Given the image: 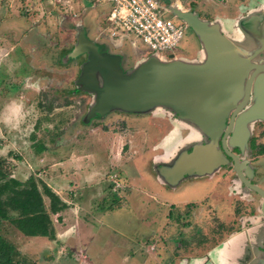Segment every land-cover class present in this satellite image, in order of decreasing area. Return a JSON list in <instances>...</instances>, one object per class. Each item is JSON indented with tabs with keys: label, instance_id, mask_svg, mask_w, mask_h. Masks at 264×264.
<instances>
[{
	"label": "rangeland",
	"instance_id": "1",
	"mask_svg": "<svg viewBox=\"0 0 264 264\" xmlns=\"http://www.w3.org/2000/svg\"><path fill=\"white\" fill-rule=\"evenodd\" d=\"M262 1L158 0L163 9L167 2L190 6L233 37L236 18ZM107 12L103 1L0 0V158L10 176L34 173L68 205L60 221L51 216L53 240L23 236L7 222L1 234L35 264H223L226 248L215 239L226 238V227L235 224H226L222 213L227 181L213 173L169 187L152 169L192 137L158 110L81 122L90 94L71 90L84 56L63 60L77 24L120 53L126 68L153 52L133 33L111 36ZM169 55L200 59L190 29L161 53ZM36 142L44 146L40 153ZM231 241L237 246L239 239Z\"/></svg>",
	"mask_w": 264,
	"mask_h": 264
},
{
	"label": "water",
	"instance_id": "2",
	"mask_svg": "<svg viewBox=\"0 0 264 264\" xmlns=\"http://www.w3.org/2000/svg\"><path fill=\"white\" fill-rule=\"evenodd\" d=\"M164 10L191 30L201 51L200 59L173 55L163 58L149 53L126 68L120 53L90 39L81 24L75 26L74 43L63 60L84 56L71 90L90 94L81 122L86 124L111 112L147 114L158 110L172 114L204 141L195 140L177 148L167 162H153L152 169L160 181L174 187L184 178L211 174L227 163L228 156L245 186L264 198L261 189L242 179L236 157L227 149L242 150L249 135L248 124L264 119V75L257 76L254 82L253 76H248L252 69L264 72V59L258 64L252 60L264 47V25L261 34H257L264 14L252 10L236 19L237 29L252 44L245 47L222 32L219 21L201 19L193 9L167 3ZM250 92V103L242 109ZM231 124L232 130L225 139Z\"/></svg>",
	"mask_w": 264,
	"mask_h": 264
},
{
	"label": "flooded vegetation",
	"instance_id": "3",
	"mask_svg": "<svg viewBox=\"0 0 264 264\" xmlns=\"http://www.w3.org/2000/svg\"><path fill=\"white\" fill-rule=\"evenodd\" d=\"M188 9H192V7L188 6ZM252 10L255 12H262L264 14V0L262 3L258 2V6ZM248 12L242 14L238 18L245 16ZM263 25L264 17L257 25V29L259 31L257 34H261V28ZM234 31H236L235 38L239 44L245 47H250L252 45L246 35L237 29L236 25ZM263 59L264 47L262 51L258 52L257 55L252 58V60L254 63L258 64L260 60ZM263 75L264 72H254L253 69L248 72V76H253V82L257 76ZM251 96L252 93L250 92L247 102L242 107V109L250 103ZM162 113H164L165 116L168 115L171 120L176 121L177 124L180 125L179 127H182V129L180 128L179 131L181 132V135L182 132H184V137H186V135H188L187 137H192L187 139L186 143L182 144V146L195 140H201L202 142L204 141L203 138L199 139V136L195 130L186 122L176 120L175 116L172 114H168L166 112ZM231 114L232 111L228 114L226 126H228V121ZM90 121H92V119ZM90 121L88 123H90ZM232 125L233 124H231L229 127V131L227 132L225 139H227L229 136L232 130ZM226 129L227 127L224 128V131ZM248 129L249 135L246 140V146L242 150H239L236 147H227V149L236 157V166L239 169L242 179L258 187L264 192V119H255L248 124ZM193 133L196 138L195 136L193 137ZM223 133L221 134L220 138L222 137ZM220 138L218 139V147H220ZM225 157L227 158V163L221 165L208 175L210 176L213 173H219L221 174V178L227 181L229 186L227 189H229V193L227 194L226 191V193L223 194L224 196H222V198H225L224 204L226 207L222 213L225 215L224 221L226 224L231 225V222L234 220L235 224L233 225L234 228L230 230L226 227V238L215 239V244L220 241V243H222V245L226 248L224 249V253H226V255L223 256L222 259L223 264H264V198L261 197L256 191H253L245 186L241 178L237 176L236 172L233 170L234 162L232 158L228 156ZM138 166L141 167L142 170L143 164L139 162ZM223 172L226 174L222 176ZM234 200L236 201V206L232 208L231 203ZM235 210H237L236 214L234 213ZM231 238L239 239L237 246L231 245ZM211 246H206L205 248H211ZM192 256L194 257L195 255ZM196 257H202V253L199 252L198 256Z\"/></svg>",
	"mask_w": 264,
	"mask_h": 264
},
{
	"label": "trees",
	"instance_id": "4",
	"mask_svg": "<svg viewBox=\"0 0 264 264\" xmlns=\"http://www.w3.org/2000/svg\"><path fill=\"white\" fill-rule=\"evenodd\" d=\"M34 145L37 153L43 151L41 142ZM4 162V158H0V264H35L1 234L3 223L7 222L23 236L53 240L51 216L55 215L60 221L58 213L68 205L34 173L23 180L10 176Z\"/></svg>",
	"mask_w": 264,
	"mask_h": 264
},
{
	"label": "built area",
	"instance_id": "5",
	"mask_svg": "<svg viewBox=\"0 0 264 264\" xmlns=\"http://www.w3.org/2000/svg\"><path fill=\"white\" fill-rule=\"evenodd\" d=\"M89 1L107 3L108 12L105 19L111 36H114L117 30L133 33L158 56L172 49L187 28L182 21L174 17H163V7L158 0Z\"/></svg>",
	"mask_w": 264,
	"mask_h": 264
},
{
	"label": "crops",
	"instance_id": "6",
	"mask_svg": "<svg viewBox=\"0 0 264 264\" xmlns=\"http://www.w3.org/2000/svg\"><path fill=\"white\" fill-rule=\"evenodd\" d=\"M237 19V18H236ZM104 20H105V18H104ZM53 190V189H52ZM54 191V190H53ZM57 193V192H56ZM198 252H200V253H202V255H204L203 253H204V251H198Z\"/></svg>",
	"mask_w": 264,
	"mask_h": 264
},
{
	"label": "clouds",
	"instance_id": "7",
	"mask_svg": "<svg viewBox=\"0 0 264 264\" xmlns=\"http://www.w3.org/2000/svg\"><path fill=\"white\" fill-rule=\"evenodd\" d=\"M17 111H18V113H19L20 109L18 108V110H17ZM5 122L7 123V121H5Z\"/></svg>",
	"mask_w": 264,
	"mask_h": 264
}]
</instances>
